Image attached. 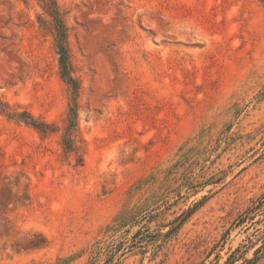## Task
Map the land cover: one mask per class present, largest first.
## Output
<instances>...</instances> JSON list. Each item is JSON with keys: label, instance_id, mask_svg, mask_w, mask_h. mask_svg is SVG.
Here are the masks:
<instances>
[{"label": "rangeland", "instance_id": "rangeland-1", "mask_svg": "<svg viewBox=\"0 0 264 264\" xmlns=\"http://www.w3.org/2000/svg\"><path fill=\"white\" fill-rule=\"evenodd\" d=\"M55 1L76 96L0 0V264H264V0Z\"/></svg>", "mask_w": 264, "mask_h": 264}, {"label": "trees", "instance_id": "trees-1", "mask_svg": "<svg viewBox=\"0 0 264 264\" xmlns=\"http://www.w3.org/2000/svg\"><path fill=\"white\" fill-rule=\"evenodd\" d=\"M41 9L45 19H41V26L47 24L48 32L54 41V50L58 56L59 73L63 82L66 84L72 95L79 93V86L73 76V66L68 48V34L65 25V14L55 0H42ZM69 115L76 117V110L69 109ZM30 125L41 134H48V125L43 122H36L30 119ZM71 127L69 126L68 129ZM69 148V147H68Z\"/></svg>", "mask_w": 264, "mask_h": 264}]
</instances>
